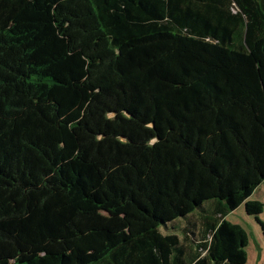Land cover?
I'll return each instance as SVG.
<instances>
[{
	"label": "trees",
	"instance_id": "16d2710c",
	"mask_svg": "<svg viewBox=\"0 0 264 264\" xmlns=\"http://www.w3.org/2000/svg\"><path fill=\"white\" fill-rule=\"evenodd\" d=\"M263 183L264 0H0V264H249Z\"/></svg>",
	"mask_w": 264,
	"mask_h": 264
},
{
	"label": "rangeland",
	"instance_id": "374dc122",
	"mask_svg": "<svg viewBox=\"0 0 264 264\" xmlns=\"http://www.w3.org/2000/svg\"><path fill=\"white\" fill-rule=\"evenodd\" d=\"M250 201H259L264 205V183L249 198ZM256 217L248 216L245 205L231 213L227 220L240 225L249 236V245L246 249L249 264H264V208L263 213Z\"/></svg>",
	"mask_w": 264,
	"mask_h": 264
}]
</instances>
